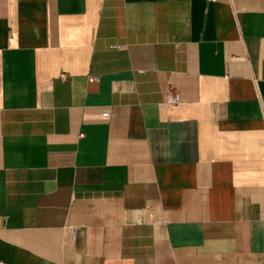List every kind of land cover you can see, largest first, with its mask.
<instances>
[{
	"label": "crops",
	"instance_id": "crops-1",
	"mask_svg": "<svg viewBox=\"0 0 264 264\" xmlns=\"http://www.w3.org/2000/svg\"><path fill=\"white\" fill-rule=\"evenodd\" d=\"M0 263L264 264V10L0 0Z\"/></svg>",
	"mask_w": 264,
	"mask_h": 264
},
{
	"label": "rangeland",
	"instance_id": "rangeland-1",
	"mask_svg": "<svg viewBox=\"0 0 264 264\" xmlns=\"http://www.w3.org/2000/svg\"><path fill=\"white\" fill-rule=\"evenodd\" d=\"M233 2L239 8L264 10V0H233Z\"/></svg>",
	"mask_w": 264,
	"mask_h": 264
},
{
	"label": "built area",
	"instance_id": "built-area-1",
	"mask_svg": "<svg viewBox=\"0 0 264 264\" xmlns=\"http://www.w3.org/2000/svg\"><path fill=\"white\" fill-rule=\"evenodd\" d=\"M94 81V79H90V82ZM168 94H171L170 91H168ZM0 264H4V263H0Z\"/></svg>",
	"mask_w": 264,
	"mask_h": 264
}]
</instances>
